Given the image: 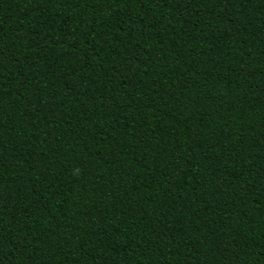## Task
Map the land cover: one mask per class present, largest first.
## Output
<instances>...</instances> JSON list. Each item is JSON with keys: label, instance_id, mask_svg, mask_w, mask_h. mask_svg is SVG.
Segmentation results:
<instances>
[{"label": "trees", "instance_id": "obj_1", "mask_svg": "<svg viewBox=\"0 0 264 264\" xmlns=\"http://www.w3.org/2000/svg\"><path fill=\"white\" fill-rule=\"evenodd\" d=\"M0 264H264V0H0Z\"/></svg>", "mask_w": 264, "mask_h": 264}]
</instances>
